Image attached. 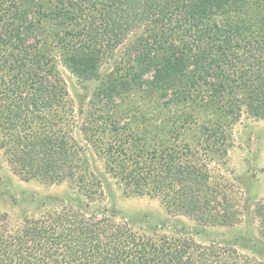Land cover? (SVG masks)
Here are the masks:
<instances>
[{"label":"trees","instance_id":"1","mask_svg":"<svg viewBox=\"0 0 264 264\" xmlns=\"http://www.w3.org/2000/svg\"><path fill=\"white\" fill-rule=\"evenodd\" d=\"M120 48L112 85L85 111L59 67L90 83ZM134 89L173 94L162 139L109 105ZM242 116L264 122V0H0V152L23 181L67 184L33 199L39 217L14 226L0 214V264H264V195L255 235L240 230L254 254L194 239L250 217L224 171ZM110 181L196 231L167 236L101 206Z\"/></svg>","mask_w":264,"mask_h":264},{"label":"rangeland","instance_id":"2","mask_svg":"<svg viewBox=\"0 0 264 264\" xmlns=\"http://www.w3.org/2000/svg\"><path fill=\"white\" fill-rule=\"evenodd\" d=\"M122 56V48L114 53L112 59L105 57L98 69V77L90 83L78 81L68 70L59 67L62 77L66 83L70 97L79 104L83 103V109L87 110V103L103 101L104 89L112 85L114 79L115 63ZM112 104L117 111L131 118L133 121L139 119L142 124L139 131L151 139H162L164 136L163 127L160 126L165 118H171L178 114L179 110L173 109V94L154 93L134 89L122 91L114 97ZM82 106V104H81ZM201 120H205L202 116ZM159 125V126H157ZM232 146L228 152L227 163L224 171L235 185L237 196L243 199L248 214L253 211L255 202L264 195V122L242 116L231 126ZM108 191L110 194H108ZM67 192V184L47 186L38 179L23 181L13 175L5 163L0 152V214L7 215L11 225L19 224L24 218L39 217L42 215L33 199L37 197H56ZM105 200L101 206H114L117 211L129 214L140 213L146 215L151 227L164 224L165 235L177 233L192 234L196 231L194 223L182 218L169 216L161 202L152 197H132L124 194L122 188L110 181L109 190H106ZM244 193V194H243ZM146 228L147 224L143 225ZM256 223L247 217L242 225L234 229L214 228L205 231L199 230L194 239L201 242L211 240H223L236 244V249L242 253L254 254L251 250L240 247V230L242 236H248L251 232L255 235ZM171 233V234H170ZM173 233V234H174ZM244 233V234H243ZM257 255L264 259L262 240L258 241ZM247 243H244L245 247Z\"/></svg>","mask_w":264,"mask_h":264}]
</instances>
